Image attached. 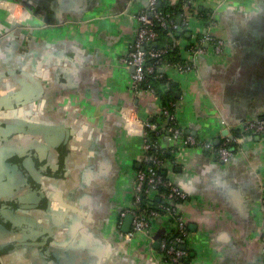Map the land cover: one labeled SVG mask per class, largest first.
Instances as JSON below:
<instances>
[{"label": "crops", "instance_id": "crops-1", "mask_svg": "<svg viewBox=\"0 0 264 264\" xmlns=\"http://www.w3.org/2000/svg\"><path fill=\"white\" fill-rule=\"evenodd\" d=\"M144 5L143 0H15L9 5L14 18L6 7L0 9V61L5 63L0 65V126L29 141L45 139L47 148L40 151L57 149L64 137L68 141L65 157L70 181L75 180L67 194L50 195L59 207L40 223L50 235L43 257L48 264L71 253L83 264L79 225L84 220L75 226L80 216L70 208L75 207L70 191L88 180L86 161L95 153L102 157L111 133L117 168L101 234L113 250L157 264L148 240H124L118 225L132 197L143 123L157 120L162 108L150 89L133 91L132 71L119 62L130 50ZM187 7V32L176 44L192 67L163 69L176 99L175 118L187 135L215 146L232 143L234 126L264 116V0H191ZM203 12L217 22L213 32L225 41L222 55L201 41ZM194 47L206 52L195 53ZM240 142L243 151L222 162L212 150L176 147L167 132L160 138L173 153L168 169L175 183L192 197L179 205L188 228L185 264H263L258 204L264 194V135L246 133ZM107 166L98 171L106 174ZM160 225L155 237L162 234ZM114 233L119 237L112 239Z\"/></svg>", "mask_w": 264, "mask_h": 264}, {"label": "built area", "instance_id": "built-area-1", "mask_svg": "<svg viewBox=\"0 0 264 264\" xmlns=\"http://www.w3.org/2000/svg\"><path fill=\"white\" fill-rule=\"evenodd\" d=\"M156 1L146 0V4L137 13L138 26L135 35L130 40V50L119 59L123 67H133L131 80L135 93L148 90L144 89L142 84L145 81L146 73H153L154 71V64H145V59L152 57L155 58L154 63H158L161 55L166 51V46L159 48L145 47L147 44L155 42L157 36V32L154 29L155 25L158 23L165 26L169 23L174 30L173 35L175 36H179L182 29L181 24L174 23L171 19H168V13H162V11L156 8ZM167 1L170 5L178 3V5L182 6L180 20L186 26L187 17L189 16L187 3L191 2V0ZM216 24L215 18L211 16L206 23V29L201 37V41L210 45L211 53L222 55L224 53L225 41L213 32ZM194 52L202 54L206 52V49L194 47ZM185 62L184 64H166L164 65V69L168 67L177 71L191 69V63L189 61ZM149 91L152 90L150 89ZM175 105V102H173L172 112L161 108L156 123L146 121L143 123V127L154 130L157 128V123H162V128L175 141L176 147L188 145L190 147L212 150L216 153V157L224 162L243 151L240 141L244 134L253 132L264 135V116L255 117L241 121L234 126V130L238 134L233 138L232 143L225 142L215 146L211 142L185 134L184 129L176 121L174 113ZM161 117L166 118V121ZM144 128L142 131L143 152L139 162H150V164L145 168L135 169L131 181L132 197L119 214L118 225L120 226L124 216L130 213L132 215L131 226L129 231L124 233V238L127 241L146 238L149 243L150 252L157 264H183L182 260L188 255V251L182 244L188 235V228L179 205L190 203L192 197L175 183L173 175L168 169L169 162H171L169 159H162L157 155L148 154L150 147L157 148L158 143L155 140L152 143L147 142ZM158 168L163 169L165 173H159ZM258 209L263 213L260 222V237L264 264V194L259 201ZM158 223L161 224L160 226L163 230L159 237H155L154 231L158 228ZM154 242L158 243L157 248L153 247L152 244Z\"/></svg>", "mask_w": 264, "mask_h": 264}, {"label": "flooded vegetation", "instance_id": "flooded-vegetation-1", "mask_svg": "<svg viewBox=\"0 0 264 264\" xmlns=\"http://www.w3.org/2000/svg\"><path fill=\"white\" fill-rule=\"evenodd\" d=\"M11 1L15 2L0 0V9L6 7L14 18L9 8ZM0 65L5 67L4 62L0 61ZM4 130L0 126V264H48L43 257L50 242L44 237L49 231L40 223L53 218L51 211L59 207L51 196L69 192L71 179L65 157L68 141L64 137L56 144L59 147L52 149L54 152L40 151L47 148L45 139L29 141ZM121 235L126 240L124 233ZM117 236L114 233L112 239Z\"/></svg>", "mask_w": 264, "mask_h": 264}, {"label": "water", "instance_id": "water-1", "mask_svg": "<svg viewBox=\"0 0 264 264\" xmlns=\"http://www.w3.org/2000/svg\"><path fill=\"white\" fill-rule=\"evenodd\" d=\"M146 4V0H143ZM133 71V67L130 68ZM123 119V118H122ZM114 133L110 134V140L105 144V150L102 154V157L96 156V153L89 157L86 161L87 167V177L88 180L83 181L82 187L79 184L75 189L70 191L71 198L75 199V207L73 208L75 213L80 216L79 219L74 223L77 225V221L80 219L84 220V225L80 222L81 234H84L83 244L86 249H84V254L82 255L83 264H142L141 261L136 260L134 257L127 256L124 251L120 249L113 250L112 245L103 237L102 227L103 220L107 218L108 213V194L112 191V186L114 182L115 170L112 167L114 159L110 152V149L115 146L114 143ZM95 148L98 149V144H95ZM108 166L105 168V171H98L99 167L102 165ZM115 165V162H114ZM110 166V167H109ZM139 163L137 164V168ZM114 170V173L112 174ZM75 179H73L74 182ZM72 182V181H71ZM72 182V183H73ZM76 183V182H75ZM78 204V205H76ZM118 210V209H117ZM132 222V215L127 213L122 221L120 226V231L126 233L129 231ZM75 231V228H71ZM43 235H46V231H42ZM49 237H44V241H47ZM121 238L123 239L122 235ZM73 239L68 238L67 245H71ZM64 244V246L69 247ZM154 248H157L158 243L154 242ZM65 247V248H66ZM66 258L54 257L52 259L53 264H78L76 260L77 255L71 253L69 258L67 255ZM109 264V263H108Z\"/></svg>", "mask_w": 264, "mask_h": 264}, {"label": "trees", "instance_id": "trees-1", "mask_svg": "<svg viewBox=\"0 0 264 264\" xmlns=\"http://www.w3.org/2000/svg\"><path fill=\"white\" fill-rule=\"evenodd\" d=\"M156 8L162 13H168V19L174 23H179L182 26V32L179 36L173 35V28L169 23L165 26L156 24L154 29L157 32V36L155 38V42L151 44H147L146 48H159L166 46V51L161 55V59L158 63H154L155 58L147 57L145 59V64H154L153 73H146L145 81L142 84L144 89H151L152 92L159 98L161 101L162 108L167 109L169 112L173 111L172 103L176 101L174 97L173 87L171 82L169 81L167 75L164 73V65L166 64H175V63H186L184 59H182L180 55V51L178 45L176 44V40L180 36H184L186 34L185 25L181 22V13L182 6L181 5H170L167 0H157ZM206 19V23L209 21L210 16H207L205 12L201 13ZM190 62V61H189ZM149 122L156 123V116L153 117ZM169 125V123H167ZM145 138L148 143H152L154 140L158 143L157 148L150 147L148 150V154L157 155L162 159H173V153L165 147L161 145L160 138L162 135L166 133L165 129H162V123H157V128L154 130L144 128ZM238 133L235 132V136ZM150 162H139L138 168H145L148 166ZM159 173H165L163 169L158 168ZM190 257V253L182 260L183 264H185L186 259Z\"/></svg>", "mask_w": 264, "mask_h": 264}]
</instances>
